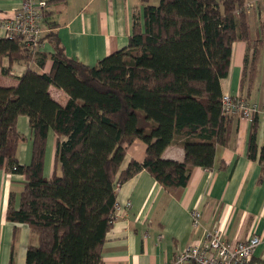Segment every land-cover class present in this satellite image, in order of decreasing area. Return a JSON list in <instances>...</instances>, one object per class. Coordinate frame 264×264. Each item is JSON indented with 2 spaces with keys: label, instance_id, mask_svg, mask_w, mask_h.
Instances as JSON below:
<instances>
[{
  "label": "trees",
  "instance_id": "1",
  "mask_svg": "<svg viewBox=\"0 0 264 264\" xmlns=\"http://www.w3.org/2000/svg\"><path fill=\"white\" fill-rule=\"evenodd\" d=\"M45 1L48 31L39 47L16 35L0 38V73L10 70L4 57L28 63L37 56L43 64L41 46L49 41L53 47L49 72L28 67L18 85H0V168L24 177L18 205L10 195L7 219L31 229L26 264H102L121 182L147 170L170 190L184 187L194 167H212L218 146L230 143L235 115L223 108L221 80L233 43L243 40L252 50L243 82L253 86L264 36L250 35L248 4L254 0H160L144 5L141 21L136 15L127 46L88 65L68 55L51 12L57 0ZM52 85L68 94L65 105L52 96ZM21 115L29 117L33 136L29 164L18 156L26 138L17 128ZM251 123L248 156L259 154L264 168L259 112ZM50 131L57 150L47 176ZM178 137L184 159L164 158ZM137 138L147 144L146 157L122 169L126 144Z\"/></svg>",
  "mask_w": 264,
  "mask_h": 264
},
{
  "label": "crops",
  "instance_id": "2",
  "mask_svg": "<svg viewBox=\"0 0 264 264\" xmlns=\"http://www.w3.org/2000/svg\"><path fill=\"white\" fill-rule=\"evenodd\" d=\"M150 0H57L51 6L57 22L56 31L68 55L94 65L100 59L127 46L135 17L141 21L143 7ZM248 9L250 35L253 40L264 36V1L254 0ZM20 6L19 0H0V17H11ZM57 12V15H56ZM139 15V16H138ZM6 31L0 26V38ZM40 50L47 53L42 64L37 56L12 63L4 57L8 73H0V85L16 86L19 77L29 67L49 72L53 47L49 41ZM249 43H233L230 70L221 80L223 93L241 94L251 103L260 104L258 146H264V46L259 64L260 76L250 87L243 82ZM252 53V50L251 52ZM52 96L65 105L68 94L56 86ZM252 123L235 115L233 133L227 146H218L214 165L193 168L188 183L177 189L166 188L149 171L142 170L117 188L120 207L128 201L132 207L117 213L103 244L102 264H167L186 247L205 239L207 230L219 229L228 242H238L252 235L264 239V168L259 160L248 156V141ZM18 130L26 137L18 147L20 162L32 159L33 136L27 115L19 116ZM64 139V138H63ZM127 156L122 165L136 159L144 161L147 144L137 138L126 144ZM57 150V136L49 132L44 173L50 176ZM166 159L183 160L185 147L178 137L163 152ZM23 175L0 168V264H26V252L31 239L28 224L7 219L9 198L16 195L17 205L23 189ZM199 209L201 222L196 227L192 211ZM119 211V210H118ZM252 264H264V241L256 248Z\"/></svg>",
  "mask_w": 264,
  "mask_h": 264
},
{
  "label": "built area",
  "instance_id": "3",
  "mask_svg": "<svg viewBox=\"0 0 264 264\" xmlns=\"http://www.w3.org/2000/svg\"><path fill=\"white\" fill-rule=\"evenodd\" d=\"M19 1L20 6L13 16L0 17V26L5 29L7 36H19L31 47H39L41 39L48 31L43 24V9L46 1ZM253 2L248 6L251 7ZM222 104L227 113L240 116L250 122L256 113L263 110L260 104L251 103L241 94L223 93ZM131 207V201H128L124 207L116 203L115 217L118 212L121 213L120 210L125 213ZM201 217L202 213L199 209L192 211L194 226L200 224ZM263 241L264 239L259 235H252L238 242H228L221 237L219 229L207 230L204 240L186 247L167 264H249L256 248Z\"/></svg>",
  "mask_w": 264,
  "mask_h": 264
},
{
  "label": "rangeland",
  "instance_id": "4",
  "mask_svg": "<svg viewBox=\"0 0 264 264\" xmlns=\"http://www.w3.org/2000/svg\"><path fill=\"white\" fill-rule=\"evenodd\" d=\"M257 1H259V3H260V1H264V0H257ZM159 2H160V0H150V4H159ZM253 4H255L254 2L251 4L252 6H253ZM56 15H57V12H56Z\"/></svg>",
  "mask_w": 264,
  "mask_h": 264
}]
</instances>
